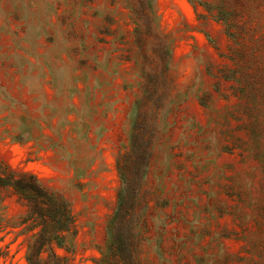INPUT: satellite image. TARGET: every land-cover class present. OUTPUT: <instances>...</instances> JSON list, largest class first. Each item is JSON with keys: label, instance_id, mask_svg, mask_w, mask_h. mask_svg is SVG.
<instances>
[{"label": "rangeland", "instance_id": "obj_1", "mask_svg": "<svg viewBox=\"0 0 264 264\" xmlns=\"http://www.w3.org/2000/svg\"><path fill=\"white\" fill-rule=\"evenodd\" d=\"M217 1L0 0V178L53 195L0 185V264L112 258L127 151L136 264H264V0Z\"/></svg>", "mask_w": 264, "mask_h": 264}, {"label": "trees", "instance_id": "obj_2", "mask_svg": "<svg viewBox=\"0 0 264 264\" xmlns=\"http://www.w3.org/2000/svg\"><path fill=\"white\" fill-rule=\"evenodd\" d=\"M228 0H219L214 5L209 3L203 4L205 10L212 14L213 19L216 21L223 22L227 27H229L231 22V10L227 2ZM135 137H131V150L137 154V159L141 155L136 152L135 147ZM133 148V149H132ZM124 161L121 162L120 158L117 160L116 166L121 178V186L117 191V205L108 223L109 231V241L108 250L112 258H106L104 252H102V257L97 260V264H103L104 261L108 264H136L133 255V236L131 234L130 226L131 213L130 209L133 207L134 195L137 193L138 185L136 184L137 177L139 178V162L130 157L129 151L123 155ZM10 169V168H9ZM9 176L0 178V185L13 186L15 188H28L35 187L38 192L37 195H43L48 197V200L53 199V195L48 191L40 188L35 184L36 178L33 175H29L32 178V184L25 185L22 184L17 178L14 177V171L10 169ZM34 181V182H33ZM34 183V184H33ZM136 184V185H135ZM32 185V186H31ZM120 230L126 232L124 236L119 235ZM59 236H46L44 237L45 244H50L51 241ZM44 243L35 245V243L29 244L27 249V262L28 264H49L47 261H42V251ZM54 260L62 261L61 257L56 255L55 252L51 253ZM55 264V263H53Z\"/></svg>", "mask_w": 264, "mask_h": 264}]
</instances>
